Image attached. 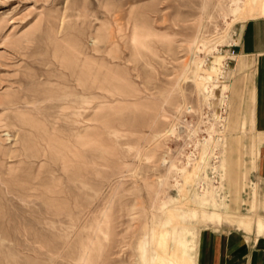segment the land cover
<instances>
[{
    "label": "rangeland",
    "instance_id": "obj_1",
    "mask_svg": "<svg viewBox=\"0 0 264 264\" xmlns=\"http://www.w3.org/2000/svg\"><path fill=\"white\" fill-rule=\"evenodd\" d=\"M236 1L0 0V264H76L83 248L88 264L165 249L198 264L204 229L239 227L225 214L264 217V199L242 195L250 134L234 127L228 76L220 187L196 186L208 146L196 165L177 155L175 127L208 101L191 53L206 68L227 52L247 18Z\"/></svg>",
    "mask_w": 264,
    "mask_h": 264
},
{
    "label": "crops",
    "instance_id": "obj_2",
    "mask_svg": "<svg viewBox=\"0 0 264 264\" xmlns=\"http://www.w3.org/2000/svg\"><path fill=\"white\" fill-rule=\"evenodd\" d=\"M231 40L227 76L237 119L234 127L238 134H250L244 137L247 147L243 159L249 185L242 195L264 199V5L238 24ZM224 216L241 228L220 223L204 229L199 237L198 264H264V217Z\"/></svg>",
    "mask_w": 264,
    "mask_h": 264
},
{
    "label": "built area",
    "instance_id": "obj_3",
    "mask_svg": "<svg viewBox=\"0 0 264 264\" xmlns=\"http://www.w3.org/2000/svg\"><path fill=\"white\" fill-rule=\"evenodd\" d=\"M226 53L227 52L222 51L221 49L217 52L220 59L215 65L216 73L213 75L212 80L205 84L204 89V95H208L206 92L207 90H209L211 94L209 97H206L208 101L198 115L199 118L196 121L185 119L184 125H180L175 128L178 129L179 139L182 141V145L177 151V155L181 163H183L186 167L196 165L200 159V157H198V153L199 156L203 153L204 145L209 147L207 153L209 157L208 165L206 167V178L198 179L197 177L196 179V186L199 191L203 190L210 184L220 187L223 180L222 175L219 172L218 164L219 143L222 140L223 129L226 128V116L228 114L230 103L229 92L228 90L223 89V86L225 85L223 83L226 82V76L232 60ZM209 63L208 67L211 69L214 64V60L209 61ZM205 66H207L206 61ZM215 89L219 90L216 97L214 96ZM188 111L191 112V109ZM210 129H216L215 138L217 140H215V142L209 140L208 134Z\"/></svg>",
    "mask_w": 264,
    "mask_h": 264
},
{
    "label": "bare ground",
    "instance_id": "obj_4",
    "mask_svg": "<svg viewBox=\"0 0 264 264\" xmlns=\"http://www.w3.org/2000/svg\"><path fill=\"white\" fill-rule=\"evenodd\" d=\"M263 5H264V0H237L235 3V6L231 7V12L232 13H241L245 17H248L249 15H253L254 10L255 11H257V10L261 11L263 9ZM195 57H196L195 52H192L189 64H187V68H188V70H191V72L193 73L192 74L193 80H194L196 87L203 86V88L205 89V84L210 80V79L209 80H207V79L209 77L210 78L213 77V75L216 73V69H215L216 66L215 65H216V63L219 62V60L215 59L212 68L209 69V68H204V64H205L204 58H198L197 59ZM217 57L219 58V56H217ZM206 92L208 93V95H206V97H209L211 92H209V90H207ZM224 136H226V135H224ZM138 250L140 252L139 257H140V260L142 262V260H144L143 257L145 255L143 242L139 243ZM164 255L165 256L162 255L161 258L158 256L160 261L152 263V264H166L167 260L170 261V264H175V263L185 264V260L175 258L173 256V254L170 251H168L167 249L164 250ZM72 260L75 261L76 264H88V259L86 257V248H83L82 253H80V254L78 253L74 257H72ZM143 264H147V263L144 261Z\"/></svg>",
    "mask_w": 264,
    "mask_h": 264
}]
</instances>
